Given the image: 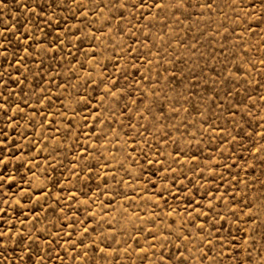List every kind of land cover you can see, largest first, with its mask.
Listing matches in <instances>:
<instances>
[{"label": "rangeland", "instance_id": "obj_1", "mask_svg": "<svg viewBox=\"0 0 264 264\" xmlns=\"http://www.w3.org/2000/svg\"><path fill=\"white\" fill-rule=\"evenodd\" d=\"M0 264H264V0H0Z\"/></svg>", "mask_w": 264, "mask_h": 264}]
</instances>
